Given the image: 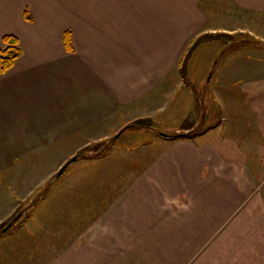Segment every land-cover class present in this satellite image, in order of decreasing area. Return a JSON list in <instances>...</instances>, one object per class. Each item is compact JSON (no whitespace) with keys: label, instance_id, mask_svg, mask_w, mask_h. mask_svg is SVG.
Wrapping results in <instances>:
<instances>
[{"label":"crops","instance_id":"obj_1","mask_svg":"<svg viewBox=\"0 0 264 264\" xmlns=\"http://www.w3.org/2000/svg\"><path fill=\"white\" fill-rule=\"evenodd\" d=\"M234 34L264 42V0H0V47L14 35L23 50L0 75V108L19 118L0 137L23 161H64L129 114L181 129L195 108L181 51L195 49L190 69L202 75L213 56L199 50L215 41L196 39ZM211 81L218 130L199 144L138 132L135 147L104 157L113 172L89 166L88 179L59 182L1 236L0 262L264 264V47L232 51Z\"/></svg>","mask_w":264,"mask_h":264},{"label":"rangeland","instance_id":"obj_2","mask_svg":"<svg viewBox=\"0 0 264 264\" xmlns=\"http://www.w3.org/2000/svg\"><path fill=\"white\" fill-rule=\"evenodd\" d=\"M24 16L28 21L31 20V16L26 9L24 10ZM66 32H69L70 34V49H66L63 43V36ZM14 37L18 41L21 54L15 59L12 67L23 54L18 38L16 36ZM212 40L215 41L211 44L214 45L213 49L203 48L202 50H199L205 59L207 54H211L213 56L211 60L212 64H208V71L204 72L202 75H200L201 67L203 66L202 64H193V68L190 69L189 61L192 53L195 51L194 48H191L187 54L186 52L188 48L184 49L179 55L180 59H178V71L180 76L184 78L185 73L186 75L188 73L189 76L193 73L192 80L187 79L186 81L185 79H182V83L185 85L186 90H189L195 99V108H193L194 120L187 121L182 124L183 127L181 126V129L174 131L166 130L165 127L167 125H163L158 122V119H154L152 118V115H147L146 113H143L141 116H137L138 114H134V116L129 114L127 115L128 117L131 116L129 117V121L119 129L114 130L111 134L109 133L110 130L94 131L93 128L92 143L80 146L75 152L68 155L67 159L64 161L51 159H48L47 161H23L19 156H17V152H14L13 147L8 143H4L5 139L0 137V237L10 232V229H14L13 227H19L24 222L29 220L32 216L33 208L44 201L50 192H53V190L56 192L55 190H57L59 182H64L65 179H72L74 183H77V179L73 178L77 175H81L82 177L88 179V176L84 175L90 174V171L92 170L89 168L91 166L94 170L99 168L105 169L106 167L105 170L113 172V167L106 165V158L104 159V157L110 154L113 149L117 148L115 146L128 148L135 147L136 142L138 141L137 139H141L140 137H146L145 135H141L142 133L137 134L140 131H145L146 133L150 132V134L154 136L169 139H176L170 137L176 134H193L190 138L182 137L177 138V140H197L199 144L203 139L204 133L212 129L218 130V126L222 119V113L217 105V101L210 95L211 88L208 89V85L210 86V84H212L211 79L217 69V66L223 58L229 56L232 51L241 50L247 47L263 48L264 42L256 40L246 34H234L223 36L213 35L210 37L202 36L201 38L199 37L196 39L193 45L196 44L197 47L206 41L211 42ZM240 43H246L247 45L234 47L235 44ZM251 43H254L255 45H252ZM61 45L66 52L74 53L75 48L71 30H66L62 34ZM3 47L4 45L2 43L0 49ZM12 67L6 72L0 73V75H4L9 72ZM207 89L209 91L208 96H206V92H208ZM134 113L138 112L134 111ZM16 120L19 121L18 115L12 113L10 108H0V131L3 135L8 133V128L16 126V124H10L9 122ZM18 125H21V123L19 122ZM98 132H100L99 134L102 133L106 137L97 138V136H94L96 135L95 133ZM161 133L165 135H161ZM234 150L237 151V155L239 156L240 152L238 150H240V148L235 146ZM74 157L76 160L73 163H69ZM121 160L122 161H120V163H130V161L125 157ZM67 163L69 164L65 167L64 171L56 177L58 171ZM30 165H34V167ZM260 172H264V164L262 165ZM258 178V181H261L262 183L264 182L263 175H258ZM88 183L89 181L87 184ZM262 187H264V185H262ZM111 203L112 202H110V204ZM258 244L260 245V243ZM257 249L258 251L260 250L261 252H264V247H257ZM0 264L6 263L1 261Z\"/></svg>","mask_w":264,"mask_h":264},{"label":"trees","instance_id":"obj_3","mask_svg":"<svg viewBox=\"0 0 264 264\" xmlns=\"http://www.w3.org/2000/svg\"><path fill=\"white\" fill-rule=\"evenodd\" d=\"M2 43H3L4 47L2 49H0V73H4L7 70H9L12 67L15 59L17 57H19L21 54L20 48L18 46V41L14 36H12V35L3 36ZM63 43H64V47L66 49L71 48L69 32H66L64 34ZM251 44L253 45L254 43H251ZM245 45H247V44L246 43H240V44H235L234 47H241V46H245ZM190 50H191V48H188L186 54ZM191 136H193V134H184V135L176 134V135H173L170 137L177 139V138H182V137L190 138Z\"/></svg>","mask_w":264,"mask_h":264},{"label":"water","instance_id":"obj_4","mask_svg":"<svg viewBox=\"0 0 264 264\" xmlns=\"http://www.w3.org/2000/svg\"><path fill=\"white\" fill-rule=\"evenodd\" d=\"M161 135H165V134L161 133ZM75 160H76V158L74 157V158H72V159L70 160L69 163H73ZM69 163L65 164V165H64V166L58 171L56 177H58V176L64 171L65 167H66Z\"/></svg>","mask_w":264,"mask_h":264}]
</instances>
